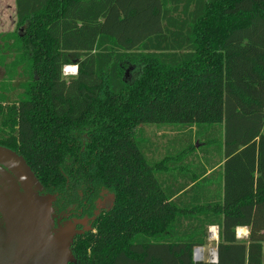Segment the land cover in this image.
I'll return each instance as SVG.
<instances>
[{
  "label": "trees",
  "instance_id": "trees-1",
  "mask_svg": "<svg viewBox=\"0 0 264 264\" xmlns=\"http://www.w3.org/2000/svg\"><path fill=\"white\" fill-rule=\"evenodd\" d=\"M14 6L15 31L0 34V146L65 215L113 198L74 239L75 264H262L264 0ZM168 135L182 149L161 157ZM211 226L217 262H194Z\"/></svg>",
  "mask_w": 264,
  "mask_h": 264
},
{
  "label": "water",
  "instance_id": "water-1",
  "mask_svg": "<svg viewBox=\"0 0 264 264\" xmlns=\"http://www.w3.org/2000/svg\"><path fill=\"white\" fill-rule=\"evenodd\" d=\"M0 166L8 171L0 169L7 182L0 188V264H75L70 249L84 233L75 227L86 220L54 230L55 197L39 194L42 186L24 159L0 146Z\"/></svg>",
  "mask_w": 264,
  "mask_h": 264
},
{
  "label": "rangeland",
  "instance_id": "rangeland-1",
  "mask_svg": "<svg viewBox=\"0 0 264 264\" xmlns=\"http://www.w3.org/2000/svg\"><path fill=\"white\" fill-rule=\"evenodd\" d=\"M15 6H14V0H0V34H7V33H12L15 31ZM65 67L62 70V75L64 77H70L73 76L71 71H68L65 73L64 71ZM4 77L3 73V68L0 65V80ZM21 82V80H14L12 83V86L14 88H17L18 84ZM18 91H13L11 93V97L14 96ZM156 129L155 126H150L148 127L145 131L147 133H150V136L153 134L152 132ZM152 133V134H151ZM5 133V130H3L2 127H0V136H3ZM179 135L174 136V135H168V136H163V138H156V143L158 144V154L160 153L159 156H166L168 155L169 152H180L182 149L181 142L179 141ZM197 142L195 143L196 146ZM157 158V157H155ZM175 162L180 165L182 162L181 156H178ZM215 246L209 245L207 248L204 250L207 251L204 257V261L209 260V253L214 250Z\"/></svg>",
  "mask_w": 264,
  "mask_h": 264
},
{
  "label": "flooded vegetation",
  "instance_id": "flooded-vegetation-1",
  "mask_svg": "<svg viewBox=\"0 0 264 264\" xmlns=\"http://www.w3.org/2000/svg\"><path fill=\"white\" fill-rule=\"evenodd\" d=\"M0 169H2V171L7 174L8 171L6 169H4L1 166H0ZM1 184L7 185L5 177L2 174H0V188H1ZM112 206H113V198H112L111 194L104 193L101 195V197L99 199H97L95 201L94 210L90 214L91 216H88L89 213H87L86 215H83L82 211H79L78 213H74L73 214L74 216L65 215L64 213H62V212H60L54 208V213H53L54 217H52L54 220L53 229L57 230L60 227H64L65 224L68 223L69 221L72 222L74 220L85 219L86 222L83 226L77 225L75 227L76 230L84 231L83 234H85L86 233L85 230H89V232H90L93 229V223H94V220L96 219V217H98L100 214H102L104 212H108L112 208Z\"/></svg>",
  "mask_w": 264,
  "mask_h": 264
},
{
  "label": "crops",
  "instance_id": "crops-1",
  "mask_svg": "<svg viewBox=\"0 0 264 264\" xmlns=\"http://www.w3.org/2000/svg\"><path fill=\"white\" fill-rule=\"evenodd\" d=\"M210 173V171H208L207 172V174H209ZM189 188H186L185 190H183L182 192H179L178 194H176V196H174L172 199H175V198H177V197H180L181 195H182V193L184 192V191H186V190H188ZM215 229V232H216V238L214 239V238H212V237H210V229L212 230V229ZM213 231V230H212ZM212 231H211V233H212ZM248 235H249V229L247 228V227H238V228H236V230H235V238H236V240H238L239 242H247V240H248ZM217 243H218V236H217V227L216 226H211V227H209L208 228V237H207V244L205 245V246H203V247H200V248H202L203 249V251H204V257H205V254H206V252L207 251H205L206 249L205 248H207L209 245H211V246H215V248H214V251H215V249H217ZM205 249V250H204ZM199 262H209L210 263V261L208 260V261H199ZM262 264H264V243H262Z\"/></svg>",
  "mask_w": 264,
  "mask_h": 264
},
{
  "label": "built area",
  "instance_id": "built-area-1",
  "mask_svg": "<svg viewBox=\"0 0 264 264\" xmlns=\"http://www.w3.org/2000/svg\"><path fill=\"white\" fill-rule=\"evenodd\" d=\"M193 258H194V260H197V261H203V259H204L203 249L202 248H195L193 250ZM209 261L212 263H216L215 251H214L213 257L209 253Z\"/></svg>",
  "mask_w": 264,
  "mask_h": 264
},
{
  "label": "clouds",
  "instance_id": "clouds-1",
  "mask_svg": "<svg viewBox=\"0 0 264 264\" xmlns=\"http://www.w3.org/2000/svg\"><path fill=\"white\" fill-rule=\"evenodd\" d=\"M79 65H72V66H65V73H67L69 70H71L72 74L75 75L76 72H77V69H78Z\"/></svg>",
  "mask_w": 264,
  "mask_h": 264
},
{
  "label": "bare ground",
  "instance_id": "bare-ground-1",
  "mask_svg": "<svg viewBox=\"0 0 264 264\" xmlns=\"http://www.w3.org/2000/svg\"><path fill=\"white\" fill-rule=\"evenodd\" d=\"M69 71H71V70H69ZM213 230V231H212ZM210 229V237H212V238H216V232H215V229L213 228V229ZM211 231H212V233H211ZM210 255L213 257L214 256V250H212L211 252H210Z\"/></svg>",
  "mask_w": 264,
  "mask_h": 264
}]
</instances>
